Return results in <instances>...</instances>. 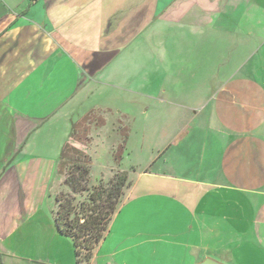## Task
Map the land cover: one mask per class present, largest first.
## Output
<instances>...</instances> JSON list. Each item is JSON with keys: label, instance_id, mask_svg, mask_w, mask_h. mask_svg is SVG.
Listing matches in <instances>:
<instances>
[{"label": "crops", "instance_id": "crops-1", "mask_svg": "<svg viewBox=\"0 0 264 264\" xmlns=\"http://www.w3.org/2000/svg\"><path fill=\"white\" fill-rule=\"evenodd\" d=\"M224 1L0 0V264H64L73 252L56 230L54 207L50 215L45 210L60 153L25 155L30 131L41 132L46 143V129L62 127L69 143L73 124L91 111H113L86 106L88 99L80 102L78 93L103 69L121 63L120 50L144 21L163 16L206 27ZM244 3L255 7L264 0ZM253 33L250 25V38ZM257 51L264 53V34ZM238 79L245 84L249 77ZM147 98L137 113L117 112L133 117L124 152L135 131L143 139L140 150L150 154L129 174L118 167L130 185L91 261L103 252L109 264H133L143 253L151 264L206 258L264 264V97H228L231 114H215L213 126L193 124L202 114L187 104ZM64 107L66 113L57 115ZM164 157L168 170L154 171Z\"/></svg>", "mask_w": 264, "mask_h": 264}, {"label": "rangeland", "instance_id": "rangeland-1", "mask_svg": "<svg viewBox=\"0 0 264 264\" xmlns=\"http://www.w3.org/2000/svg\"><path fill=\"white\" fill-rule=\"evenodd\" d=\"M226 1L221 5L220 14L208 16L206 27H195L187 19L173 20L163 16L144 21L143 27L120 50L121 63L116 68L113 67L115 64L106 67L94 82L90 80L84 84L77 97L80 102L88 99L86 106L98 103L113 109L91 111L72 126L74 133L70 134L68 144L89 156L90 184L100 180L107 182L118 167L129 174L131 167L145 164L144 158L150 154L148 148L140 150L141 133L132 131L133 144L127 146L125 152L123 150L116 165L114 158L118 156L122 133L119 127L128 129L133 119L117 115L121 108L137 113L142 110L141 105L149 102L147 96L162 97L187 104L197 113L201 111L202 115L193 122L196 126H213L215 114L218 119L231 114L232 107L227 102L234 94L246 92L249 98L252 95L254 102H262L264 53L257 49L264 34V3L252 7L250 3H244L246 0ZM228 15L232 16V21L227 19ZM250 25L254 29L251 38L248 35ZM122 73L126 76H121ZM246 77L249 80L245 84L237 83L238 78ZM238 108L233 106V109ZM66 110V107L59 109L57 115H63ZM53 131L55 129L52 132L46 129L48 140L43 143V134L31 130L28 145L22 152L52 157L61 153L67 135L62 127L57 133ZM163 159L165 161V157L157 160L154 171L168 170ZM169 168L171 172L175 170L173 165ZM69 192L64 184V174L57 166L48 185L45 202L48 215L55 206L56 195ZM81 199L82 196L76 195V201ZM66 241L72 247L70 239L66 238ZM63 258L64 264H76L72 250ZM110 263L123 264V260H111ZM90 264H109V261L101 252ZM133 264H151V261L143 253L138 254Z\"/></svg>", "mask_w": 264, "mask_h": 264}, {"label": "trees", "instance_id": "trees-1", "mask_svg": "<svg viewBox=\"0 0 264 264\" xmlns=\"http://www.w3.org/2000/svg\"><path fill=\"white\" fill-rule=\"evenodd\" d=\"M119 130L122 133L118 156L114 158L116 165L128 136L127 128L119 127ZM73 133L72 128L70 134ZM58 166L70 192L59 193L55 197V227L58 233L70 239L75 263L90 264L130 181L126 172L116 169L107 182L100 180L90 184L89 156L68 143L61 150ZM76 195L82 199L76 201Z\"/></svg>", "mask_w": 264, "mask_h": 264}, {"label": "water", "instance_id": "water-1", "mask_svg": "<svg viewBox=\"0 0 264 264\" xmlns=\"http://www.w3.org/2000/svg\"><path fill=\"white\" fill-rule=\"evenodd\" d=\"M200 264H222V263H219L218 261H215L211 258H206Z\"/></svg>", "mask_w": 264, "mask_h": 264}]
</instances>
